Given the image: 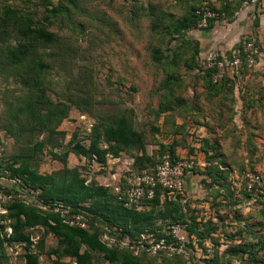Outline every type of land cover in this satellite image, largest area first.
<instances>
[{"label":"rangeland","instance_id":"rangeland-1","mask_svg":"<svg viewBox=\"0 0 264 264\" xmlns=\"http://www.w3.org/2000/svg\"><path fill=\"white\" fill-rule=\"evenodd\" d=\"M242 1L238 12L244 10ZM50 2L47 8L57 7L60 14L51 15L43 4L19 0H0V8L30 16L35 27L56 36L55 44L39 46L35 55L47 67L43 74L46 98L54 106L66 108L67 117L57 125L34 131L26 113L23 128L13 121L15 106L25 107L23 98L30 90L25 84L27 75L17 72L4 51L15 45V32L0 22V162L30 154L35 156L41 174L58 172L64 165L80 168L87 159L76 155L74 143L86 142L103 119L122 113L131 117L134 129L142 134L148 155L161 145L174 143L181 160L193 161L194 167L201 169L205 160L202 149L210 153L209 148L214 147L216 162L227 166L223 186L211 188L194 175L192 186L186 188L184 178L183 187L188 200L186 218L195 215L205 225L206 241L199 245L195 237L187 258L162 255L143 260L145 264H207V259H213L214 264H264V200L248 202L241 184L246 169L264 176V57L262 63L257 58L256 65L245 70V93L236 94V103L229 86H212L192 68L195 44L198 42L202 50L209 48L203 43L217 41V29L230 33L236 15L232 19L221 14L210 30L192 27L178 34L172 23L190 8L212 6L218 14L219 5L211 0ZM245 36L242 43L248 40ZM221 42L213 47L227 48ZM73 135L76 138L72 140ZM35 143H42L40 152L33 149ZM194 148L197 153L193 155L190 150ZM64 154L67 157L62 162ZM137 155L139 151L131 149L120 159L110 160L97 180L104 183V176L107 181L114 180ZM87 214L84 217L88 221L93 214ZM167 222L157 223L159 231H166ZM26 233L31 244H7L3 264H25V254L35 256L38 264H55L51 251L57 247V240L40 227ZM93 256L95 264H108L102 255ZM60 261L76 264L69 256L60 257Z\"/></svg>","mask_w":264,"mask_h":264},{"label":"trees","instance_id":"trees-1","mask_svg":"<svg viewBox=\"0 0 264 264\" xmlns=\"http://www.w3.org/2000/svg\"><path fill=\"white\" fill-rule=\"evenodd\" d=\"M19 1L29 5L43 4L51 15L60 14L57 7L52 6L50 10L47 8L52 5L50 0ZM242 2L241 0L233 10H237ZM210 8L215 12V8L212 6ZM231 10V5L220 8L218 10L219 17L224 14L225 17L230 18L233 15ZM198 12L199 8H190L188 13L172 23L174 24L173 30L175 29V32L179 34L180 31L186 32L192 27H199L201 15ZM217 19L218 17L209 20V26L205 30L210 29ZM0 22L6 30L15 32V45L7 46L4 51L12 65L16 67L17 72L27 75L25 84L30 90L29 94L23 98L25 107L15 106V112L12 113L13 121L23 128V123L30 120V130L33 131L36 129L43 130L53 123L59 124L67 117V109L61 108V105L54 106L46 98L47 86L43 74L47 67L35 55L39 46L55 44L56 36L44 28L35 27L30 16L18 15L15 10L10 8H0ZM186 42L192 43L191 40ZM248 42L251 40L246 41V43ZM197 43L192 51L193 71L206 79L210 85L229 86L230 92L234 93L233 80L225 79L220 83H213L211 71L202 72L199 70L196 58L203 50L199 48L200 45ZM243 43L241 42L238 46ZM253 43L257 45L255 41ZM25 113L28 118L23 121ZM35 120L36 124H34ZM133 126L131 117L125 113L103 119L100 126L94 127V130L91 131L86 142L77 141L73 145L76 155L87 159V163L80 168L68 169L64 165L63 169L58 172L41 174L37 170V163L34 161L35 156L30 154H22L9 162L1 160L2 170L9 171L12 178L20 179L28 189L34 190L35 196L32 198L31 204L16 201L8 206L11 233L0 236V264H3V260H5L3 248L5 249L7 244L11 242L25 243L28 246L31 244L30 236L26 231L34 227L43 228L57 240V247L51 251L56 256L55 264H64L60 261V257L63 256L74 258L76 264H95L94 253L102 255V259L108 264H145L143 259L148 257H164L150 256L146 253L134 256L128 249L109 248L102 241V235L106 230L134 242L142 234L150 233L156 234L158 237L164 236L163 232L159 231V226L157 228L156 225L157 223L163 225L169 221L167 222L169 224L181 223L186 225V233L190 239L188 248L196 243L195 237H197L199 245L206 241L203 240L204 235L206 236V231L203 229L205 225L197 221L198 218L195 215L186 218L185 207L188 206V200L185 196L170 198L166 191L159 188L152 200L144 202L143 208L126 207L113 192V186L108 184L105 176L103 177L104 183L97 180L98 174H103L107 170L111 158L120 159L123 154L131 149L138 150L139 155L131 158L133 164L130 170L145 169L154 172L166 154L170 156L172 162L181 160L178 148L174 143L161 145L156 153L148 155L145 151L142 134L137 132ZM180 129L182 128L180 127ZM75 138L76 135H73L72 140ZM41 148L42 143H35L33 146V149L38 152L41 151ZM209 149L213 152L209 153L202 149L205 154V165L201 169L193 167L186 173L185 177L198 175L209 187L221 188L227 179L226 174L228 172L225 170L227 166L222 162H216L218 155L214 147ZM54 157L57 158L58 156L54 154ZM66 157L67 154H64L60 160L65 162ZM220 165L222 166L220 167ZM245 171L252 170L246 169ZM244 195L245 199L253 204L264 200V193L256 199L246 191H244ZM39 204L51 209L54 205L62 204L70 207L74 212L81 213L83 217L85 212L93 214V217L92 215L90 218L88 217V229L70 227L62 221L58 213L53 212V210L43 211L38 207ZM0 232H3V227H0ZM83 247H85L84 250H82ZM174 257V259L182 258L180 256ZM206 261L207 264H214L213 259ZM25 264H38L37 258L25 254Z\"/></svg>","mask_w":264,"mask_h":264},{"label":"built area","instance_id":"built-area-1","mask_svg":"<svg viewBox=\"0 0 264 264\" xmlns=\"http://www.w3.org/2000/svg\"><path fill=\"white\" fill-rule=\"evenodd\" d=\"M36 1V0H23ZM259 0H245L243 8H256ZM201 15L199 21L200 28H207L209 20L219 17L209 6L202 7L199 12ZM260 50L253 42L244 43L230 50L209 49L202 51L196 58L199 70L202 72H212V82L220 83L225 79H231L234 82L237 94L245 93V72L252 69L257 58L260 57ZM117 158H111L110 160ZM109 160V161H110ZM130 166L123 170V173L115 176L108 181L113 186V192L126 207L143 208L145 201H150L155 197L157 189L167 192L170 198L183 196L184 178L188 171L193 169V161H171L169 155H164L162 161L156 166L154 172L143 170H130ZM243 189L253 198H259L264 193V176L256 171H244L241 175ZM35 192L28 189L18 178H12L9 171L2 170L0 167V232L4 234L11 233L10 219L8 218V206L16 201L25 204H31ZM43 211L53 210L58 213L62 221L70 227L88 229L87 220L81 213L74 212L70 207L57 204L53 209L39 204ZM108 233L102 235V241L109 248L128 249L134 256H140L146 253L150 256L172 257L181 255L187 258L188 245L190 239L186 233V225L181 223L169 224L164 236L158 237L156 234H142L138 240L131 242L126 238L119 237V234Z\"/></svg>","mask_w":264,"mask_h":264},{"label":"crops","instance_id":"crops-1","mask_svg":"<svg viewBox=\"0 0 264 264\" xmlns=\"http://www.w3.org/2000/svg\"><path fill=\"white\" fill-rule=\"evenodd\" d=\"M211 1L217 3L220 8H224L227 5H231V8L233 9L237 7L238 3L241 0H211ZM233 15L230 18L232 19L235 18V15H236V18L234 19V21L231 24V27L229 28L230 33L224 32V30L221 31L217 29V32L219 33L216 38L217 41L215 42L213 41L210 44H209V41L205 43L202 42L203 45H206L209 47L207 49H203V51L213 49L214 48L213 46H218L219 40L222 41L221 43L224 45L223 48H225V46L227 47L224 49V51L230 50L232 48L237 47L242 42L241 37L245 35H246L245 37H247L248 40H251V42L255 41L257 43V46H259V48L263 49L264 51V0H259V3L256 8H247V9L244 8V10L240 12L236 10L234 11ZM213 27L214 25L210 29H212ZM220 34L222 35L221 37H220ZM228 46L231 48H229ZM262 56L264 57V53H261L259 57V62L261 60V63H262ZM236 94L237 93H235L234 91L233 95L236 96V97L234 96L236 99L234 100L235 103L237 102V96H238ZM190 151H193L192 152L193 155L197 153V150L195 148L194 150L191 149ZM178 154H179V150H178ZM202 165L203 166L205 165V160H203ZM192 178H193V175H187L185 177V187L186 188H188L189 186H192Z\"/></svg>","mask_w":264,"mask_h":264}]
</instances>
